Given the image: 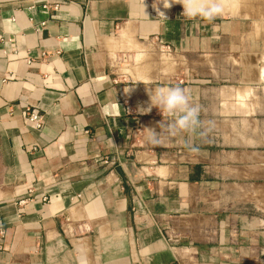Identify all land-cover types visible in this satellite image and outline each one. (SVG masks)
Returning a JSON list of instances; mask_svg holds the SVG:
<instances>
[{"label": "crops", "instance_id": "1", "mask_svg": "<svg viewBox=\"0 0 264 264\" xmlns=\"http://www.w3.org/2000/svg\"><path fill=\"white\" fill-rule=\"evenodd\" d=\"M170 2L0 0V264L264 263L263 223L232 205L245 151L202 125L199 64L164 82L197 57L208 77L263 83L264 0H223L211 21ZM175 86L199 112L173 132L144 110Z\"/></svg>", "mask_w": 264, "mask_h": 264}, {"label": "rangeland", "instance_id": "2", "mask_svg": "<svg viewBox=\"0 0 264 264\" xmlns=\"http://www.w3.org/2000/svg\"><path fill=\"white\" fill-rule=\"evenodd\" d=\"M219 2L222 4L223 0H219ZM161 59L159 61L165 63L172 61L169 56L161 55ZM141 61L143 60L137 59V62ZM198 64L199 71L197 72ZM182 65L183 70L179 71L182 76H178L176 79L173 77L174 71L168 69L164 82L180 80L181 83L186 84L187 81L192 80L191 69H196L194 74L198 76H194L196 77L195 81L201 85L202 125L205 128L216 127L222 130L223 135L218 138L224 146L223 148L233 152L245 151L242 157L245 158L242 159V167H232V171H230L232 172L231 183L233 185L232 205L239 202L242 214L255 217L264 226V81L258 87L252 88L251 92L247 87L232 86L229 79L225 80L223 71H216L218 72L216 77L213 76V73L208 77L207 67L203 66V61L200 58L184 60ZM262 73L264 76V66ZM245 90L246 92H244ZM246 93L255 96L251 98L253 101L248 103H245L244 100L235 101L237 95L241 97ZM255 114L258 118L252 117ZM255 149L260 150L257 156L253 151ZM255 162L258 166L254 165ZM235 194L238 196L236 197Z\"/></svg>", "mask_w": 264, "mask_h": 264}, {"label": "clouds", "instance_id": "3", "mask_svg": "<svg viewBox=\"0 0 264 264\" xmlns=\"http://www.w3.org/2000/svg\"><path fill=\"white\" fill-rule=\"evenodd\" d=\"M169 4V0H167ZM183 14L189 18L200 17L211 21L222 15L223 6L219 0H181ZM164 7L167 8L164 0ZM151 104L144 111H151V107H157L161 113H166L171 119L167 123L170 131L186 130L197 119L199 109L189 103L186 90L179 87H166L154 91L150 96Z\"/></svg>", "mask_w": 264, "mask_h": 264}, {"label": "built area", "instance_id": "4", "mask_svg": "<svg viewBox=\"0 0 264 264\" xmlns=\"http://www.w3.org/2000/svg\"><path fill=\"white\" fill-rule=\"evenodd\" d=\"M118 63H129L132 61V56L129 54H124L116 59ZM29 120L35 124L37 128H42L43 126V119L42 116L36 112V111H30L29 112ZM100 162L103 164H107L109 162V159L107 158H100ZM45 201L48 200V198H44ZM4 234L3 230H0V237H2Z\"/></svg>", "mask_w": 264, "mask_h": 264}, {"label": "bare ground", "instance_id": "5", "mask_svg": "<svg viewBox=\"0 0 264 264\" xmlns=\"http://www.w3.org/2000/svg\"><path fill=\"white\" fill-rule=\"evenodd\" d=\"M173 1V0H172ZM177 1V0H176ZM180 1V0H179ZM169 2H170V0H169ZM171 3V2H170Z\"/></svg>", "mask_w": 264, "mask_h": 264}]
</instances>
